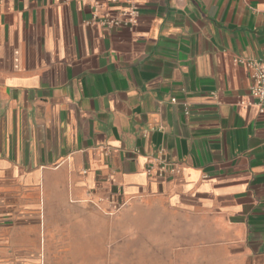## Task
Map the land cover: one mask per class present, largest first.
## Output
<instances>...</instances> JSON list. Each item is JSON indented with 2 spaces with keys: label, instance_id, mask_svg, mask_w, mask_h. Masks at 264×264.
Masks as SVG:
<instances>
[{
  "label": "crops",
  "instance_id": "obj_1",
  "mask_svg": "<svg viewBox=\"0 0 264 264\" xmlns=\"http://www.w3.org/2000/svg\"><path fill=\"white\" fill-rule=\"evenodd\" d=\"M98 1L0 0V264H264V0Z\"/></svg>",
  "mask_w": 264,
  "mask_h": 264
},
{
  "label": "built area",
  "instance_id": "obj_2",
  "mask_svg": "<svg viewBox=\"0 0 264 264\" xmlns=\"http://www.w3.org/2000/svg\"><path fill=\"white\" fill-rule=\"evenodd\" d=\"M124 2V8L120 9L116 15L106 13L102 16L95 15L98 23L106 28L135 25L139 17V8L134 0H99L102 3ZM251 70V94L255 98V103L260 112H264V62L257 58L239 59ZM175 101V100H173ZM181 171L180 165L172 163L167 156L165 149H158L157 153L150 157L146 172L150 177H165L167 174H178Z\"/></svg>",
  "mask_w": 264,
  "mask_h": 264
},
{
  "label": "rangeland",
  "instance_id": "obj_3",
  "mask_svg": "<svg viewBox=\"0 0 264 264\" xmlns=\"http://www.w3.org/2000/svg\"><path fill=\"white\" fill-rule=\"evenodd\" d=\"M78 254L83 255V253L81 251Z\"/></svg>",
  "mask_w": 264,
  "mask_h": 264
}]
</instances>
